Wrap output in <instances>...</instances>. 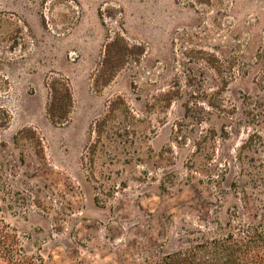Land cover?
I'll list each match as a JSON object with an SVG mask.
<instances>
[{
	"label": "rangeland",
	"instance_id": "1",
	"mask_svg": "<svg viewBox=\"0 0 264 264\" xmlns=\"http://www.w3.org/2000/svg\"><path fill=\"white\" fill-rule=\"evenodd\" d=\"M263 212L264 0H0V215L30 255L144 264Z\"/></svg>",
	"mask_w": 264,
	"mask_h": 264
},
{
	"label": "trees",
	"instance_id": "2",
	"mask_svg": "<svg viewBox=\"0 0 264 264\" xmlns=\"http://www.w3.org/2000/svg\"><path fill=\"white\" fill-rule=\"evenodd\" d=\"M128 45L122 39L110 41L94 83L106 84L122 64ZM45 112L53 124L68 119L73 104L66 78L51 77ZM0 264H46L21 245L15 229L0 215ZM144 264H264V212L255 223L228 221L221 232L205 236L177 250L166 252Z\"/></svg>",
	"mask_w": 264,
	"mask_h": 264
}]
</instances>
